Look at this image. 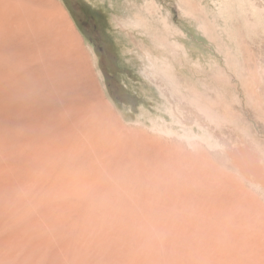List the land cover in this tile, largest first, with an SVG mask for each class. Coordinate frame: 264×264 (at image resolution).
Returning a JSON list of instances; mask_svg holds the SVG:
<instances>
[{"label": "bare ground", "instance_id": "obj_1", "mask_svg": "<svg viewBox=\"0 0 264 264\" xmlns=\"http://www.w3.org/2000/svg\"><path fill=\"white\" fill-rule=\"evenodd\" d=\"M247 1L216 0L219 13L214 14L212 19L207 8L193 3V0H174V8L181 17L188 18L197 24L210 40L224 41L226 35L229 37L228 22L234 9L239 13L243 12ZM133 6L134 14L129 15L125 23L133 25L138 31L151 38V47L144 49L138 56L141 61V73L148 83L157 88L163 100L164 111L171 119V127L166 129L171 130L173 135L184 138L180 142L182 151H177L175 155L168 154V151L165 153L162 146L158 147L157 143L155 145L151 141L148 143L147 140L135 141L134 138L132 140L118 131L113 122L114 116L113 119L110 117L111 108L103 107L105 104L98 97L99 84L89 55L79 37L71 29L63 8L53 0H0V202L9 195L10 206L12 202L16 209L28 206L32 211L42 212L47 219L55 216L64 223V226L65 223L69 224V219L80 218L83 223L80 224L79 219L76 218L74 224L77 237L73 240L75 249L73 248L71 252L70 257L73 259L70 264H79L85 258L88 260V255L92 254L94 248H97L98 264H103L104 261L98 251L102 244H104L102 250L105 251V261L107 260L109 264H130L128 259H131V255L139 250L148 252L145 264H167V258L158 256L160 251L156 253L158 247L163 245L161 235L162 232L165 235L166 230L175 229L178 239L190 237L191 239L182 240L181 244L186 247L191 245L197 250L198 240L196 241L195 237H199V230L191 226L187 228L185 223L194 221L195 216L191 215L192 220L182 216L180 213L183 209L179 204L182 203L180 202L182 199L185 200L183 196L190 198L195 196L200 176L204 178L207 176L204 172L213 171L211 169L214 168L213 172H228L226 174L232 178L231 183L234 180L231 184L230 180L224 177L229 180L225 186L231 184L230 189H240L237 192L235 190L234 196H237L239 192L242 200L239 201V197L234 199V196L231 199L235 201L238 198L240 207H244L253 217L249 224L253 228L257 227L255 245L260 247L261 254L257 252L259 261L264 262V203L250 191L255 190L264 196V159L259 156L253 141L246 143L241 139L242 141L237 140L230 144L225 137L228 134L225 135L224 132L228 123L239 119L248 120L251 118L250 113L238 110L232 105H218L204 99L192 86V74L182 71L181 64H176L167 53L158 52L161 48L163 49L164 44L168 43L169 36L178 35L176 29L174 32L170 31L177 27L174 25L171 11L168 12L165 9V12L164 8L158 6L154 0L134 2ZM220 17L223 19V24ZM162 32L164 36H161ZM94 63L95 66L98 65L97 58H94ZM215 69L220 82L224 72H219L220 64H217ZM227 77L231 82L232 79ZM183 79H185L184 83ZM260 85L261 81L257 79L251 87L246 88L245 92L247 104L253 105L254 102L257 106L256 108L252 106L254 108L252 116H256L257 119L260 117L258 110L261 107ZM186 96L191 100V103L187 102L189 105L183 104L178 99L179 97L186 99ZM235 98L239 100V96L236 95ZM227 127L226 129L231 130ZM235 131L237 133V130ZM198 154H202L201 157L205 158L206 166H210V170L204 169L199 162H194ZM185 157H188V161H183ZM221 176L223 174L219 177ZM222 179L220 181H225ZM219 186L222 189L221 185ZM241 190L244 192L243 198ZM222 192L219 193L223 195ZM225 193L221 197L224 201L219 196L218 198L231 210L233 208L230 209L226 204L231 196L226 200L225 195L229 196V194ZM227 193H230V190ZM245 194L251 198H249L250 202L253 201L257 205L259 216L252 211L250 204L245 203L247 202V199L244 200ZM233 200L230 202L235 204L236 209L237 203ZM4 202L3 205H5ZM196 202L197 200L194 205ZM186 205L188 204L184 206ZM212 210L210 208L209 212ZM25 211L23 213L28 212ZM217 214L220 216L222 212ZM27 215H21L22 219ZM242 216L245 215L242 214ZM14 217L17 218L13 214L11 218ZM229 217H231L230 214ZM211 220L214 221L213 218ZM17 221L19 220H15ZM216 221L221 224L219 219ZM0 223L3 224V222ZM55 223H58V220ZM14 224L17 225V223ZM219 224L215 225L219 227ZM40 227L43 226L40 225ZM205 227L207 225L204 226V230ZM239 228V230L242 229ZM14 235L17 236V234ZM52 236L55 238V235ZM201 236H204L203 233ZM3 238L1 237L0 240ZM250 238L245 239L251 242ZM231 239L235 238L231 237ZM13 241L11 240V243ZM29 243L35 246L34 241ZM29 243H26L27 247L30 246ZM160 243L161 246L158 245ZM168 243L167 241V245ZM156 245H158L157 249L154 247ZM174 245L176 246V243ZM209 245L211 246L210 243ZM227 246L223 249L228 248ZM169 247L168 245L166 250H170ZM153 248L156 249L155 252ZM184 252L181 251V253ZM210 253L212 252H207L208 255L201 257L205 260L204 262L210 263L214 260L215 256L211 258L213 253L211 256ZM249 255L241 259L240 264L252 263ZM32 256L30 255L29 258L31 259ZM16 257L14 261L18 260ZM21 259L24 260V258ZM140 260L142 259L138 258L136 262ZM134 261L133 259L131 264H134ZM234 262L236 259L232 261V254H229L227 259L224 255L223 264H235Z\"/></svg>", "mask_w": 264, "mask_h": 264}, {"label": "rangeland", "instance_id": "obj_2", "mask_svg": "<svg viewBox=\"0 0 264 264\" xmlns=\"http://www.w3.org/2000/svg\"><path fill=\"white\" fill-rule=\"evenodd\" d=\"M53 1L59 7L63 8L64 12L66 13L69 19V23L71 24V29H73L77 37H79V39L82 42L83 48H85V51L88 53L89 58L91 60V63L96 73L97 82L99 84L98 97L105 104V106L103 107L111 108L110 117L111 119H113V116H114V119L117 121L115 122V120L113 119V122L116 124L118 131L123 133L128 138L129 137L131 139L134 138L135 141L147 140L148 143L149 141H151L155 145L157 143V146L158 147L162 146V149L165 151V153H167L166 151H168V154L174 153L175 155L178 152L182 151L180 142L184 138L177 137L176 134L173 135L170 132L171 130L166 129V127H171V119H170V116L164 111V107L162 105L163 100H161V96L158 93L157 88L155 89L154 85L148 83V81L142 75L141 70H140L141 61H140V58L138 57L139 53H143L144 49L151 47V38L149 35H146L138 31L135 27H133V25L130 26L129 23L128 24L125 23V19H127L129 15L134 14V10H135L134 9L135 7L133 6L134 2H141L142 0H53ZM154 1L157 2L158 6H162L165 12L166 10H168V12L171 11L170 14L172 13L171 17L173 19L174 25L178 27V29L177 27H175L170 30L171 32H174L176 29L178 35L169 36L167 38V39H170L168 40V43L164 44L163 49L161 48V50H159L158 52L167 53V55H169L176 62V64L178 65L181 64L182 71L192 74V77H193L192 86L194 90L198 94H200L204 99L208 101H212L213 103L218 104V105H221V104L232 105L238 110H241L245 113L246 112L250 113L251 118L248 120L239 119L238 121H236L237 123L236 122L228 123L229 125L227 126H230V127H227V126L226 127L231 129L232 131L226 129L225 127L224 128L225 135L228 134L225 137L230 144H233L237 140L238 141L245 140L244 142L246 143L253 141L256 147V151H258L259 156H261V158L264 159V121H263L264 120L263 118L264 117V0H248L247 3L245 4L244 11L240 13L234 9V12L232 13V16L228 22L229 23V30H228L229 37L226 35L224 41L210 40L209 37H207L204 34V32L199 29L197 24H195L188 18L181 17L179 13L177 12V10L174 8V0L173 1L172 0H154ZM193 3L199 4L202 7L203 6L206 7L209 12L208 14H210L209 16L211 19L214 14H217V12L219 13L218 7H216V0H193ZM220 21L222 22L221 24H223V19L221 17H220ZM163 33L164 32H162L161 36H164ZM165 33H166L165 35L167 36V31ZM94 58H97V63H98L97 66H95ZM217 64H220L221 66V70L219 72L220 73L224 72V74L221 77L220 82L218 81V78L216 76L217 71L215 69V66ZM227 76H229L232 79L231 82L229 81ZM257 79H260L261 81V85H260V93H261L260 106L261 107L258 110V113L260 112L259 113L260 117L258 119L256 118V116L255 117L252 116L254 115L253 110L257 106L256 104H254V102H253L254 108L252 107L253 105L247 104L246 93H245L246 88L251 87L252 83H255ZM184 82H185V79H183V83ZM236 95L239 96L238 101L235 100ZM186 97H187L186 99H183V97L182 98L179 97L178 99L183 104L189 105V103H191V100L189 99L188 96ZM235 130H237V133ZM229 132L230 133L234 132V133L230 134ZM229 138H230V141H229ZM201 155L202 154H198L197 155L198 157L196 156L197 161L194 160V162H199L203 166L204 169L210 170L209 168L211 167L206 166L207 165L206 160L204 157H201ZM185 158L183 159V161H186V160L188 161V157L186 159ZM211 170L215 171L214 168ZM213 171L206 170L205 172L207 173L204 172V175H207V176L210 175L209 177L211 178L207 176L203 178L200 176L198 191L196 192L195 196L191 197L194 200L195 199L197 200L196 205H194L195 204L194 202L196 200L192 201V199L188 196H183L185 200L182 199L183 198L182 197L181 199L183 201L181 200L180 202L182 203L179 204L180 207L183 209V211L180 213L182 214V216H184L185 218H190V219H191V215L192 217L195 216L194 221H191L194 224L193 223L189 224L191 222H185V223L187 224V228L194 227L196 230H199L198 231L200 234L199 237H195V240L196 241L198 240L197 250L193 248L191 245H187V247L186 245H184L185 246L184 247L183 244H181L182 240L184 241L187 239H191L190 237L178 239V237L176 236L178 234L176 233L175 229L173 230L169 229L170 231L166 230V233L164 232L165 235L163 234V232L161 235L163 245L165 243V246H163L161 243L158 245L160 246L162 245L163 248H161L162 246L159 248L158 245L154 246L156 249L158 247V250L156 253L160 251L158 253V256L166 257L168 260L167 264H207L208 262H204L205 260L201 258V257H205V255H208L207 252L213 253L212 256H211L212 253L209 254L211 258L215 256L213 258L214 260L211 261L213 264H219V263L223 264L224 255H226V259H227L229 258V254H232V261H235L236 259V262H234L235 264L236 263L240 264V260L244 259L246 256L248 257L249 253H250L249 255L250 259L252 258V261H253V262L251 261L252 263L250 264H262V263L264 264V262L259 261V257L257 255V252H260V247L258 245H255L257 241L256 237L258 233V230H256L257 227L253 228L249 224L250 219H252L253 217H251L250 212L245 210L244 207H240L239 201H241L242 199L240 198L239 192L237 196H234L236 195L235 193L237 191H240V189H235L236 190L235 192V190H233L234 188L233 189L229 188V185L232 187L231 184L234 183V180L231 183L232 178L226 174L228 172L220 173L221 172L220 171L218 172L219 173L218 174L217 171L216 172H213ZM214 173H216L219 176L223 174V176H221L223 179L215 175ZM227 176L230 178H228ZM224 177L229 179L230 180L229 183L231 184H229L228 186H225L226 183H228L227 181L229 180H227ZM215 179L216 180L218 179V180L216 181ZM221 179L225 181H220ZM219 185H221L222 189L220 188ZM233 185L235 187L236 182ZM226 189L230 190V193H227L228 190ZM231 190H233L234 192ZM224 191H226V193ZM250 191L253 192L255 195H257V197H259L261 202L264 203V196L258 194L255 190L253 191L250 190ZM219 192L220 193L222 192L223 195L224 193L229 194V196L225 195V197H227L226 200H228L230 196H231L230 197L231 201L233 200L231 199L233 196H234L233 197L234 199L235 197H239V201L237 200L238 198L235 200L237 203L236 207L239 209L237 208L235 209V206H234L235 204H233L232 202H230V200H228L226 204L229 205L230 209L231 208L234 209V210L231 209L232 211L229 210L228 206L224 205L225 204V202H223L224 199L221 198L223 195H221ZM241 193L240 194L243 198L244 192L242 190H241ZM218 196L223 201L220 198H218ZM245 197L246 198H244V200L247 199V202L245 203L250 204V208L252 209V211L254 213L256 212L255 215L259 216L258 211H257L258 210L257 205H255L253 201L250 202L251 198L248 197L246 194H245ZM219 199H220V203H219ZM4 200L0 202V222H3V224L0 223V236L3 238V235H4L3 239H5L6 236L8 235L9 236L7 237V239L4 240L5 242L3 241V239H1L2 241L0 240L2 243H4L2 244L0 242V248H1L0 249V255H1L0 264H45V263L46 264H70V261H72L73 259V257H70V255H71V252L73 251V248L75 249L73 240L77 237L75 235L76 231L74 230V224H75V220L77 217L69 219V224L65 223V226H64V223L63 222L61 223V221L55 216L53 218L51 217L47 219L46 216H44L42 212L32 211L31 208L28 206L27 208L18 207V209H16L15 207H13L14 206L13 202H12V206H10L11 201L9 200V195H6ZM235 201L233 200L234 203ZM3 202L5 205H3ZM8 203L10 204L8 205ZM190 203H193V204H190ZM197 203H198V207H197ZM199 203L201 205L200 207H199ZM231 203L232 205H230ZM183 204L184 205L188 204V205L184 206ZM203 204L204 206H202ZM216 207L218 208V210ZM208 208L209 210L210 208H212L213 210L215 209L219 212L217 211L215 212V210L214 211L212 210L209 212ZM191 210L192 211L194 210V211L192 212ZM23 211L25 212L28 211L27 212L28 215L27 213H23ZM220 212H222V215H220L221 217L224 214L225 216L221 218L217 214V213L220 214ZM13 214L14 216L17 217L16 219L15 217L11 218L13 217ZM24 214H26L27 216H25L22 219L21 215H24ZM226 214L228 216H226ZM229 214L231 217H229ZM242 214L245 216H242ZM206 215L209 216L208 218L210 219L206 218L207 217ZM211 217L214 219L213 222L211 220L212 219ZM215 218H217L216 220L219 219L221 221V222L219 221L221 224H219L218 221L215 220ZM17 219L19 221L15 222V220ZM55 219L58 220L59 225L58 223H55L57 222V220ZM77 219H79L78 221L80 224L83 223L81 222L80 218H77ZM25 220L27 222H25ZM49 222H52V223H49ZM13 223H17V225L16 224L13 225ZM53 223H55L56 225ZM214 223L216 225L219 224V227L216 226ZM40 225H42L43 227H40ZM49 225L50 226L55 225L56 228L55 226L52 228V226L50 227ZM206 225L207 227H205V230H204V226ZM242 225L244 226V228ZM45 226H47L48 231ZM214 226L216 227V230ZM220 226L221 227L223 226V228H220ZM39 227L40 229H38ZM44 227H45V230H44ZM71 227L72 229H70ZM239 227H241L242 229L239 230L240 229ZM1 229H3V231ZM51 229H55L54 231L52 230L53 233ZM243 229H246V230H243ZM37 231H40V232L37 233ZM42 231L43 233H41ZM50 232H51V236L55 235V238L54 236L52 237L50 236ZM206 232H208L209 234L208 233L206 234ZM202 233L204 236H201ZM251 233H253V235H250ZM14 234H17V236L19 235V237H17ZM42 234L44 236H42ZM110 234L111 233H109V238H111ZM248 234L252 236L251 237L252 240L250 236H248L251 242H247L248 237H246V235ZM34 235H35V238H34ZM61 235L63 236L61 237ZM22 236L24 240L21 239ZM28 237H31L32 239H29ZM231 237L235 239H231ZM156 238L159 239L157 236ZM219 238L221 239L224 238V239L221 240ZM13 239L14 241L15 240L16 241L14 242ZM27 239H29V241ZM241 239L242 240L244 239L243 240L244 243L242 242ZM11 240L13 241L12 243H11ZM31 240L34 241L35 246L33 244L30 245L29 242H33ZM101 240L103 241V238H101ZM193 240L194 239L192 238V241ZM217 240H219V242ZM8 241L11 245L8 243ZM17 241H20V242H17ZM167 241L170 243V244L168 243V245L170 246L169 248H171L170 250H166L168 249ZM226 241L228 244L226 243ZM171 242H173V244ZM26 243L27 244L29 243V245L31 246L30 247L28 245L30 247V251ZM175 243H176V246L174 245ZM209 243L211 244V246L209 245ZM238 243L242 244L241 247H240V244ZM22 244L24 245L26 244V245L24 246ZM37 244L38 246H36ZM226 245H228L227 247L231 251L228 248L223 249L224 247H226ZM231 245L232 247L234 246V248H232ZM102 246L104 247V244L100 245L98 248L99 255L104 261L103 264H109L107 260L105 261V258H104L105 251L102 250L103 249ZM4 247H6L7 249ZM10 247L13 248L15 251L12 250ZM164 247L166 248L164 249ZM60 248H62V250ZM155 248H153L154 252L156 251ZM188 248L190 251L188 250ZM243 248H245L247 251L245 252V249ZM142 249L143 248H141V250ZM20 250H21V253H20ZM57 250H58V255H56ZM144 251L139 250L138 252L134 253L135 255L132 254L130 257L131 259H128V261L130 260L129 263L131 264L133 259L135 260L134 264H139V262L140 264L147 263L146 258L148 257V252L147 251L144 252ZM181 251L182 252L185 251L184 252L185 254L181 253ZM24 252L26 254H24ZM192 252L193 254H191ZM23 254L25 255V257ZM29 254L31 256L33 255L31 259L29 258L30 257ZM237 254H241V255H237ZM45 255L47 256L45 257ZM180 255L182 257H180ZM192 255L194 257H192ZM195 255L198 257H196ZM55 256L56 257L58 256L56 258L57 260L53 258ZM88 256H89V258H87L88 260H85L86 258L84 259L86 262L83 260L79 262V264H98L99 263L98 261L99 256H98L97 248H94V251H92V254L91 255L89 254ZM241 256L242 258H240ZM15 257L18 260L14 261L13 259ZM66 257H68L67 258L68 260L66 259ZM21 258H24V260ZM138 258L142 260L136 262ZM33 259H35V261ZM25 260H28V261L26 262ZM220 261H223V262H220ZM211 262L208 264H212Z\"/></svg>", "mask_w": 264, "mask_h": 264}]
</instances>
